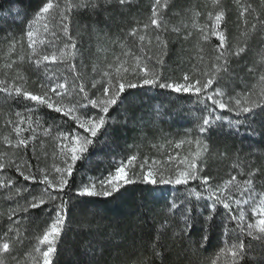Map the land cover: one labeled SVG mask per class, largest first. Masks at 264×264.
<instances>
[{
	"label": "trees",
	"instance_id": "obj_1",
	"mask_svg": "<svg viewBox=\"0 0 264 264\" xmlns=\"http://www.w3.org/2000/svg\"><path fill=\"white\" fill-rule=\"evenodd\" d=\"M44 2L46 0H0V80H6L8 84L15 82L34 93L40 90L38 84L45 81V75L41 67L38 68L28 60L31 54L25 33L28 22ZM240 3L251 4L264 19V0H240ZM221 6L226 11L229 42L241 43L244 39L241 35L244 27L239 18V5L236 0H221ZM13 9H19V12L12 11ZM218 10L211 0H169V7L163 17L169 29L163 33L164 38L169 41L168 54L160 67L156 64L158 49L153 47L151 51L146 50L143 54L151 57L149 66L161 72L163 79L172 82L180 81L184 73L193 76V66L198 65L195 54L199 42L198 31L191 27L194 13H201L196 23L204 25L209 23L207 13L211 11L215 14ZM150 15L151 6L147 0H131V3L124 7L115 3H101L94 10L82 8L72 13L71 33L80 52L74 63L76 72L83 76L86 89L90 82L87 79L90 76L88 68L94 64L103 66L112 63L113 53L117 54V50L121 52L119 41L127 40L133 52L141 54L132 43V38L127 37V33L133 27H142L143 24L149 23ZM252 15L247 16L250 21ZM185 26L192 31L188 40L183 39V35L187 34L184 31ZM175 27L181 28L182 35L171 31ZM148 34L154 35L155 30L150 27ZM262 38L264 33H253L248 40L250 50L241 58L231 61V75L222 73L221 78L213 85L220 86L226 98L252 91L253 88L259 92L258 81L255 76L249 74L248 68L259 61L260 53L264 52ZM13 40L19 43L16 44V50L10 53ZM217 43L215 37L208 42H199V46L205 50L209 68L215 55L213 48ZM19 56L25 57L24 62L18 60ZM82 59L85 64L81 63ZM12 61L16 63L11 68L6 67ZM49 68L57 75L60 72L62 76L64 74L73 78L72 72L60 64L49 65ZM203 70L205 69L201 67L200 71ZM126 92L135 103L127 107L126 114L124 109L110 111L109 115L115 123L108 126L106 136H101L99 141L90 147L88 159L77 162L73 177L69 180V187L60 194L67 201L68 211L65 232L57 244L54 264H87L93 253V264H211L219 250L225 244L232 243L236 237L231 231L227 236L223 233V224L228 215L226 210L217 205L214 219L207 229L208 240L201 243L205 235L204 217L209 214L207 205L211 201H196L187 195L190 189L202 191L201 182L190 181L188 185L144 183L137 179L142 174L139 165L145 159L149 165L155 160L157 170H162L165 175H174L176 161H168V156H175L178 152L182 158L196 149L195 143L186 142L179 149L174 147L175 143L180 140L200 139L208 145V151L202 157L201 176L211 177L209 183L213 187L230 179L231 175H236L238 181H243L251 168L264 169V112L258 109L255 118L251 120L257 135L246 134L249 130L247 123L240 128L239 134H236L231 129L229 120L235 121L245 117H237L235 112L219 109L215 115L220 116L221 121L208 132L200 134L198 125L202 123V118L208 115L210 102H199L192 94H178L149 86ZM31 107L32 102L23 98L8 97L0 92V153L7 154L4 156L5 163L9 158L17 163L27 161L31 164V171L36 172L37 159L32 155L31 147L24 153L10 148L3 141L4 136L15 139L12 125L7 121L17 120L16 112L28 115L27 109ZM87 111L95 114L97 110L89 108ZM31 115L34 120L39 119L44 127L54 125L53 133L72 131L73 125L70 121L65 122V118L46 108H40ZM27 135L26 132L25 136ZM40 140H43V149L40 148ZM36 147L40 155V168L51 169L54 163L61 162L57 142L52 136L39 137ZM45 152L47 156L43 155ZM131 155L138 157L134 169L136 176H132V171H129V175L137 180L136 183L121 188L120 192L114 193L112 197H79L75 194L82 184L89 182V178H105L114 172L119 161L126 160ZM240 168L243 173L239 171ZM21 170L28 174L25 168L22 167ZM147 170L148 166L143 172ZM8 178H11L14 184L10 188L0 187V236L8 230L12 222H18L13 226L19 228L24 240L16 255L25 261V264H30L25 260V253L32 250L36 237L42 235L50 223L55 205L49 202L38 209L20 211L28 205L33 196L41 194L43 185L25 181L14 167L0 171V180L6 183ZM254 184L257 191H264V175L254 177ZM16 189L20 190L18 195ZM174 201L179 207L169 211ZM185 207L191 208L188 215L192 217V228L186 235L181 232L184 227ZM233 208L235 210V205ZM13 210L15 215H11ZM245 211L248 219H251L249 210L245 208ZM162 225L167 227L162 228ZM228 228H235V223H229ZM241 238L246 245L249 243L250 238ZM153 243H156L162 256L153 254ZM253 243L255 250L249 252L246 259L249 264H260L264 261V247ZM224 260L225 257H221L218 264H224Z\"/></svg>",
	"mask_w": 264,
	"mask_h": 264
},
{
	"label": "snow or ice",
	"instance_id": "obj_2",
	"mask_svg": "<svg viewBox=\"0 0 264 264\" xmlns=\"http://www.w3.org/2000/svg\"><path fill=\"white\" fill-rule=\"evenodd\" d=\"M211 2L219 10L215 14L211 11L207 13L209 23L197 24L196 20L201 13L195 12L191 25L199 33V42H208L213 37L218 41L213 48L215 55L212 57L210 68L204 55L205 50L199 46V42L195 54L198 65L193 66V76L184 73L180 81L172 82L163 79L161 72L149 66L151 57L145 56L143 53L146 50L151 51L153 47L158 49L156 64L162 67L164 57L168 54L169 44V41L163 35V33L169 31L163 18L164 12L169 7V0H154L151 6L149 23L143 24L142 27H133L127 33V37L132 38V43L141 54L137 55L133 52L127 40L119 41L120 54L113 53V62L108 63L106 69L99 72V80L92 81L91 86L93 88H96L97 84H100L102 88L100 95L95 96V98H89L83 76L81 73L76 72L74 61L80 52L71 33V15L74 11L82 8L94 10L101 3H115L120 7H124L130 4L131 0H46L33 14L32 19L27 24L25 33L28 47L31 50V55L28 58L29 62L35 64L38 68L44 66L46 69L52 64L66 65V70L72 72L73 78L70 82L67 76L52 72L46 76L45 82L38 84L40 91L35 93L22 85H17L15 82L8 84L6 80H0V92L8 97L23 98L25 101L32 102V107L27 109L28 115L16 112L15 116L18 119L7 121L8 124L12 125L15 139L4 136L3 141L10 148L24 153L31 147L32 155L37 159L36 172H32L31 164L27 161L17 163L9 158L5 163L4 156L7 154L0 153V171L8 167H14L25 181L43 185L41 194L33 196L28 205L20 211L27 212L29 209H38L49 202L55 205L52 209L54 216H52L50 223L44 229L42 235L36 237V243L32 250L25 253V260L29 261L30 264H54L57 244L65 232L68 211L67 201L60 194L64 192L66 187H69V180L73 177L77 162L88 159L90 147H93L101 136H106L108 126L115 123V120L109 115L110 111L116 112L124 109L126 114L127 107L135 103L134 100L129 98L126 90L149 86L167 89L178 94L195 95L199 102H210L208 115L204 116L202 123L198 125L200 134L208 132L209 129L216 127L221 121V117L215 115L217 109H219L235 112L237 117H245V119L238 118L235 121L229 120L228 123L236 134H239L240 128L247 123L249 130L246 134L249 136L257 135L251 120L255 118L258 109L264 112V52L260 53V60L254 62L253 66L248 68L249 74L255 76L258 81L259 92H256L253 88L252 91L225 98L224 91L219 87H213V85L217 83L218 78H221L222 73L231 75L229 73L231 61L234 58H241L250 50L248 40L253 33H264V19L252 8L251 4H242L240 0H236L240 9L239 18L244 27V31L241 33L244 39L241 43L232 44L229 42L227 35L226 11L221 6V0H211ZM12 11L18 13L19 9H13ZM249 14H253L252 21L255 22L247 18ZM150 27L155 30L154 35L148 34ZM41 30L44 34H51L53 37L57 36L58 30L67 42L50 54L38 51V44L43 46L51 43L40 38ZM171 31L177 33V35H182L179 27L172 28ZM184 31L187 34L183 35V39L188 40L192 36V31L188 30L187 26H185ZM262 42H264V38H262ZM17 43L19 41H12L9 49L10 53L16 50ZM18 60L24 62L25 57L19 56ZM15 63L16 61H12L6 67L11 68ZM201 67L205 70L200 71ZM93 72H97L95 66ZM130 73L133 74V79L128 78ZM20 79L23 78L20 77ZM40 108H46L59 114L65 118V122L70 121L73 125L72 131H56L53 133L54 125L44 127L39 119L34 120L31 113ZM89 108L97 110L96 113L93 114L87 111ZM26 132L28 133L27 136H25ZM41 136H52L55 139L58 155L61 157L63 166L54 163L51 169L39 167L40 155L37 152L36 141ZM186 142L189 144L195 143L196 149L194 152L182 158L177 152L175 156L169 155L167 158L168 161H176L174 175H165L162 170L156 169L157 161L153 160L149 165L147 159H145L139 165L142 174L137 179L153 185L158 183L188 185L190 181L199 180L203 190L190 189L187 195L193 197L196 201H211L207 205L209 214L204 217L205 235L202 237L201 243L208 240L207 229L214 219L217 205L228 213L223 224L224 235L227 236L230 231L236 234L235 240L230 244H225L219 250L216 259L211 261V264H218L221 257H225L224 264H249L246 258L249 252L255 250L253 242L264 247V191H257L254 184V177L264 175V169L251 168L246 174L247 178L243 181H238L236 175H231L230 179L213 187L209 183L211 177L200 175L203 167L202 157L208 151L207 143L200 139L195 141L180 140L175 143L174 147L179 149ZM40 148L43 149V140H40ZM43 155L47 156V153L45 152ZM53 155L55 156L56 153ZM137 158V155H131L126 160L119 161L115 171L109 173L103 179L89 178V182L82 184L75 194L79 197H112L114 193H119L121 188L137 182L136 179L132 178V176H136L134 169ZM146 166H148V170L143 172ZM22 167L28 170L27 175L25 171L21 170ZM129 171H132V176L129 175ZM239 171L243 173L242 168ZM50 176L54 178L50 179ZM13 184L14 181L11 178H8L6 183L0 180V187L3 188H10ZM19 191V189H16L17 195ZM54 192L56 194H53ZM234 193L239 195L236 196ZM233 205H235V210ZM178 207L179 205L174 201L169 211ZM245 208L251 213V219H248ZM190 212L191 208L185 207L183 213L184 227L181 229V232L185 235L192 228V217L188 215ZM11 215H15V210L12 211ZM11 215L9 216L10 221ZM231 222L235 223L233 229L228 228V224ZM16 223L18 222H12L8 230L0 236V264H25V261L16 255L24 240L19 228L13 226ZM161 227H167V225ZM241 237L250 238L249 243L246 245ZM158 239L159 236H157ZM160 246L163 247V245ZM152 249L155 256H162L156 243H153ZM89 251L92 250L89 249ZM94 259L95 254L93 253L87 264H93ZM260 264H264V261H261Z\"/></svg>",
	"mask_w": 264,
	"mask_h": 264
},
{
	"label": "rangeland",
	"instance_id": "obj_3",
	"mask_svg": "<svg viewBox=\"0 0 264 264\" xmlns=\"http://www.w3.org/2000/svg\"><path fill=\"white\" fill-rule=\"evenodd\" d=\"M147 2H148V4L150 5V6H152V4L154 3V0H147ZM84 32V34H86V32H85V30L83 31ZM82 32V33H83ZM40 38L42 39V40H47V41H50L51 43L50 44H45V45H43V46H41L40 44H38L37 45V49H38V51H42L43 53H47V54H50L53 50H55V49H59V48H61L62 46H63V44L64 43H66L67 41H66V39L64 38V37H62L60 34H59V32H58V30H57V36L56 37H53L51 34H44L43 33V31L41 30V35H40ZM62 38H64L63 40H62ZM28 43V42H27ZM121 48V47H120ZM30 50V49H29ZM121 50V49H120ZM116 53L117 54H120V52H118V50L116 51ZM137 53V52H136ZM30 54H31V50H30ZM82 62V64H85V61L82 59L81 60ZM61 66H64V67H67L66 65H62V64H60ZM96 67V69H97V72H93V67ZM106 66L107 65H96V64H94V65H91V67H89L88 69H89V71H90V76H88V80L90 81L89 82V85H88V87H87V89H86V91H88V94L90 95V97L91 98H95V96H98V95H100V93H101V91H102V88H101V85L100 84H97V86H96V88H93L92 86H91V84H92V81L93 80H99L100 79V75H99V72L101 71V70H103V69H106ZM41 67V69H42V71H43V74L45 75V77H43L44 78V80L46 81V76L47 75H49V74H51L53 71H52V69H50L49 68V66H48V68L46 69L44 66H40ZM82 67H83V65H82ZM57 74V73H56ZM59 75H61V73L59 72ZM63 76H65L64 74H63ZM130 79H133V74H129V76H128ZM69 79V81L71 82L72 81V79L71 78H68ZM44 81V82H45ZM219 88H220V86H219ZM40 90H38V91H36V92H39ZM222 91H224V90H222ZM225 93V92H224ZM225 98H226V96H225ZM66 103H67V100L65 101ZM58 164H60V166H62V164H61V162L60 163H58ZM115 171V170H114Z\"/></svg>",
	"mask_w": 264,
	"mask_h": 264
}]
</instances>
